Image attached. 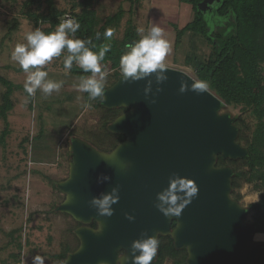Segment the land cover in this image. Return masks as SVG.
I'll list each match as a JSON object with an SVG mask.
<instances>
[{"label": "water", "instance_id": "obj_1", "mask_svg": "<svg viewBox=\"0 0 264 264\" xmlns=\"http://www.w3.org/2000/svg\"><path fill=\"white\" fill-rule=\"evenodd\" d=\"M220 2L204 0L199 9L207 13ZM166 69L167 81L156 85L152 78L147 97V80L126 83L120 76L105 90L103 108L127 109L107 127L124 142L106 152L72 140L69 177L57 184L65 200L56 210L80 224V245L63 264H117V253H127L142 232L158 241L171 237L176 250L187 251L186 264H257L263 247L252 244L257 229L247 222L249 210L232 197L234 170L218 166L219 157L239 161L249 155L239 143L236 117L208 88L181 93V81L190 88L198 80ZM157 87L163 90L157 93ZM172 173L193 179L199 192L180 217L165 218L154 205ZM102 175L109 181L98 183ZM113 187L120 196L113 216H98L90 200ZM157 258L158 250L152 262Z\"/></svg>", "mask_w": 264, "mask_h": 264}, {"label": "rangeland", "instance_id": "obj_2", "mask_svg": "<svg viewBox=\"0 0 264 264\" xmlns=\"http://www.w3.org/2000/svg\"><path fill=\"white\" fill-rule=\"evenodd\" d=\"M25 1L0 0V75L22 87L26 77L22 71H18L19 65L11 60V52L16 43L25 42L24 34L27 31L36 28L44 31L49 27L48 23L37 25L34 19L22 15ZM79 1L82 0H55L56 6L65 10L66 14L70 13L72 3ZM93 8L102 21L113 16L120 8L125 10L119 25L112 28L118 40L123 38L130 21L137 28L143 27L145 30L152 26L163 29L164 38L171 44V51L165 60L166 67L184 71L199 81L195 69L187 64L186 59L191 55L207 59L210 45L200 37L187 35L175 49L172 28L173 24L181 27L193 19L190 5L180 0H145L131 7L129 0H96ZM34 11L46 14L45 0L42 7L39 9L35 6ZM14 23L18 27L10 32ZM45 70L48 71V79L63 81L60 92L46 96L37 90L31 97V108L30 97L24 90H16L12 96L14 109L8 113L10 134L6 137L5 145L0 144V264H18L19 260V264H32V258L36 255L43 256L45 264H63L55 256L67 247L71 254L80 245L75 234L80 224L78 226L70 215L56 210L65 200L57 184L69 177L72 140L81 138L88 141L104 132L102 110L95 108L86 94L78 90L81 78L71 72L65 73L62 57L53 59ZM105 73V83H111L114 80L112 71ZM5 91L0 82V106ZM78 96L80 100H77ZM223 111L230 112L236 118L243 116L254 129L252 117L241 107L225 103ZM6 125V121L0 117V140ZM53 184H56V189ZM239 193L242 197L240 203L246 208L260 199V193L253 184H243ZM252 214L249 211L247 219L251 226L254 220ZM11 233L14 235L11 236ZM260 239H253L252 244L262 246L264 235ZM18 243L22 244L21 248ZM166 264H172V261L167 260ZM261 264H264V259Z\"/></svg>", "mask_w": 264, "mask_h": 264}, {"label": "trees", "instance_id": "obj_3", "mask_svg": "<svg viewBox=\"0 0 264 264\" xmlns=\"http://www.w3.org/2000/svg\"><path fill=\"white\" fill-rule=\"evenodd\" d=\"M95 1L74 2L68 14H71L80 24V29L71 38L91 41L88 46L96 52H99L102 46H110V51L101 61L102 69L111 70L114 78L111 83H105L106 90L121 76L119 58L127 50L126 46L138 40L140 36L136 31L137 27L130 21L121 40L116 39L114 33L106 39L104 32L107 29L116 28L126 12L120 8L113 16L102 21L93 8ZM143 1L145 0H129L131 7ZM180 1L190 5L194 16L184 26L172 25L175 33V49L181 45L182 39L187 35L204 39L211 47L207 59L202 60L198 56L191 55L186 59L187 64L195 69L199 81H204L207 88L224 103L241 107L244 112H249L254 121V129L243 116L237 117L235 122L240 129L239 143L244 144V147L249 150L248 157L239 161H226L219 157L218 166H229L234 170L232 197L238 202L242 199L239 190L243 184H253L260 193L259 201L252 203L247 209L253 213L252 226L257 229L256 234H264V0H221L207 13L199 9V4L204 0ZM42 2L43 0H26L22 15L34 19L33 22L37 25L41 22L48 23L49 27L43 31L48 34L55 31L67 14L65 10H60L56 6L55 0H45L46 14L35 12L34 7L37 6L40 9ZM206 16L212 19V27H209ZM17 27V23H14L10 32ZM97 34L100 36L99 39L96 38ZM18 71L22 70L18 69ZM70 72L78 78L91 75V73H83L75 63ZM0 82L6 88L2 97L3 103L0 106V117L7 123L0 144L5 145L6 137L10 134L8 113L14 109L12 96L16 90H23V87L1 75ZM85 94L95 108L102 110L101 120L104 129L100 136H94L88 141L101 151H111L124 142L126 137L109 133L107 127L127 109H105L101 105L100 98L93 100L87 93ZM31 97L29 98L30 107L33 108ZM53 186L56 189V184ZM92 226L96 227V224ZM14 233H11V236ZM18 247L21 248L22 244L18 243ZM262 247L257 264H261L264 259V244ZM69 253L70 249L67 247L55 258L63 262ZM13 257L17 259V256ZM187 257L186 250L175 249L171 237L161 236L158 258L151 264H166L167 260H171L172 264H186ZM19 263L21 260L18 261Z\"/></svg>", "mask_w": 264, "mask_h": 264}, {"label": "clouds", "instance_id": "obj_4", "mask_svg": "<svg viewBox=\"0 0 264 264\" xmlns=\"http://www.w3.org/2000/svg\"><path fill=\"white\" fill-rule=\"evenodd\" d=\"M205 19L209 27H212V19L207 16ZM79 29L78 21L65 19L56 27L55 31L45 34L39 28L29 30L24 34L25 42L15 44L10 58L19 65L25 74L23 90L29 97L34 96L37 90L46 96L60 92L63 81L48 79V71L45 70V66L53 59L62 57L65 73L71 71L74 63L83 73H91L90 76L81 78L77 85L78 90L87 93L93 100L100 98L104 101L106 73L102 69L101 61L110 51V46H102L99 52L93 51L88 46L91 41L71 38ZM136 31L140 38L126 46L127 50L119 58V71L121 79L126 83L147 80L144 88V94L147 97L152 90V78L156 85H161L168 79L165 60L171 51V44L164 38L163 29L158 26H152L148 30L138 27ZM112 35V29H107L104 32L106 39ZM96 38H100L99 34ZM206 89L207 84L204 81L192 82L190 88L184 81H181L179 91L184 93L191 90L200 94ZM162 90L160 87L156 88L157 93ZM80 99L81 97L78 96L77 100ZM85 107H90V105H85ZM115 153L116 151L108 156H113ZM106 162L108 163V161ZM109 179L110 177L102 175L98 178V183L109 181ZM198 192V185L193 179L172 173L168 177L167 187L156 194L154 206L165 218H178L197 197ZM119 199V188L113 187L108 192L93 196L90 204L98 216L110 218L115 211L113 206L119 202ZM126 219L132 221L134 217L126 214ZM262 235L264 234H256L254 240L261 241ZM158 244L157 236L142 232L138 239L131 242L127 253L125 251L117 253V264H151L157 254ZM32 264H45V258L36 255L32 258Z\"/></svg>", "mask_w": 264, "mask_h": 264}, {"label": "built area", "instance_id": "obj_5", "mask_svg": "<svg viewBox=\"0 0 264 264\" xmlns=\"http://www.w3.org/2000/svg\"><path fill=\"white\" fill-rule=\"evenodd\" d=\"M65 19H74V18H73V16H72L71 14H67V15L64 17L63 21H64Z\"/></svg>", "mask_w": 264, "mask_h": 264}]
</instances>
